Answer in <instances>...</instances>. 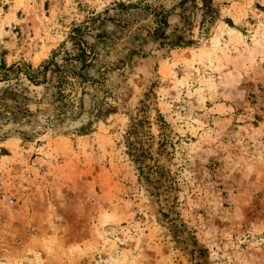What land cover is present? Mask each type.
Segmentation results:
<instances>
[{"label": "rangeland", "instance_id": "obj_1", "mask_svg": "<svg viewBox=\"0 0 264 264\" xmlns=\"http://www.w3.org/2000/svg\"><path fill=\"white\" fill-rule=\"evenodd\" d=\"M181 1L0 0V264H264V0Z\"/></svg>", "mask_w": 264, "mask_h": 264}, {"label": "trees", "instance_id": "obj_2", "mask_svg": "<svg viewBox=\"0 0 264 264\" xmlns=\"http://www.w3.org/2000/svg\"><path fill=\"white\" fill-rule=\"evenodd\" d=\"M187 3H191L194 6H200V8L203 11V19H202V24H204L208 19H211L212 22L215 21V19L218 17V13L215 12L214 9V0H182L180 2V6L184 7ZM157 16V21H158V28H157V34H159L160 38H165L166 37V32L164 30L165 25H167V20L165 21V14L162 13H157L155 14ZM72 38H75L76 36H79L80 39L77 42V45L79 47L80 52L74 57V59L80 60L82 62L83 68H87L91 65H93V61L96 59V54L93 50H91L87 45L86 41L83 40V30L81 27H75L72 30ZM178 41H183V38L180 36L178 37ZM76 39V38H75ZM193 40H189L188 43H192ZM81 43H85V46H82ZM51 62H48L42 67H39L37 69H33L30 64H28L29 71L25 70L26 76L31 80V82L35 84H41L47 82V73L50 68ZM0 69H6V70H13L14 67L10 66L7 67V64L4 60L1 61L0 64ZM59 69V68H57ZM24 71V70H23ZM51 71H56V70H51ZM33 72V73H31ZM41 75L43 76V79H40ZM143 168V169H142ZM145 167L141 166V171L142 175L149 181H152L151 175H148V171L144 169ZM158 189H160L159 186H156Z\"/></svg>", "mask_w": 264, "mask_h": 264}]
</instances>
